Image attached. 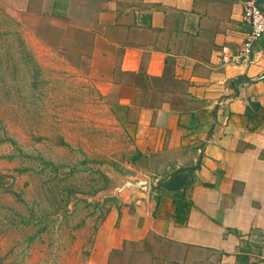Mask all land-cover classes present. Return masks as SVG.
<instances>
[{"label":"crops","instance_id":"obj_1","mask_svg":"<svg viewBox=\"0 0 264 264\" xmlns=\"http://www.w3.org/2000/svg\"><path fill=\"white\" fill-rule=\"evenodd\" d=\"M11 4L31 16L49 12L73 30L88 80H100L132 135L135 163L152 168L144 169L150 177H134L147 182L145 191L115 192L119 201L96 227L83 264H110L113 252L154 240L173 264H264V36L250 60L238 59L243 0ZM257 4L264 12V0ZM191 167L179 220L178 189L163 182Z\"/></svg>","mask_w":264,"mask_h":264},{"label":"rangeland","instance_id":"obj_2","mask_svg":"<svg viewBox=\"0 0 264 264\" xmlns=\"http://www.w3.org/2000/svg\"><path fill=\"white\" fill-rule=\"evenodd\" d=\"M50 17L0 0V264H83L117 188L152 169ZM165 249L128 244L110 264H173Z\"/></svg>","mask_w":264,"mask_h":264},{"label":"built area","instance_id":"obj_3","mask_svg":"<svg viewBox=\"0 0 264 264\" xmlns=\"http://www.w3.org/2000/svg\"><path fill=\"white\" fill-rule=\"evenodd\" d=\"M242 21L247 30L237 57L241 61H247L251 59L253 43L264 36V12L259 8L257 0H243Z\"/></svg>","mask_w":264,"mask_h":264},{"label":"trees","instance_id":"obj_4","mask_svg":"<svg viewBox=\"0 0 264 264\" xmlns=\"http://www.w3.org/2000/svg\"><path fill=\"white\" fill-rule=\"evenodd\" d=\"M136 157H139V154L136 153V155L133 157L136 159ZM134 159V160H135ZM195 167L191 168H180L175 170L171 176L172 178V183L171 181L168 182V180H164L163 186L167 187H174L178 189V191L175 194L174 198V203L176 206V216L179 220H184L185 219V212L188 206V202L184 199V193L182 192L181 188L186 187L188 184H190L193 180L189 179L190 175L193 172V169ZM183 174V175H182ZM173 184V185H172Z\"/></svg>","mask_w":264,"mask_h":264},{"label":"water","instance_id":"obj_5","mask_svg":"<svg viewBox=\"0 0 264 264\" xmlns=\"http://www.w3.org/2000/svg\"><path fill=\"white\" fill-rule=\"evenodd\" d=\"M146 185H147V182L143 179L132 180V179L125 178L123 180V183L121 184V187H118L117 190L119 191L123 188L136 187L138 189L145 191L147 189Z\"/></svg>","mask_w":264,"mask_h":264}]
</instances>
